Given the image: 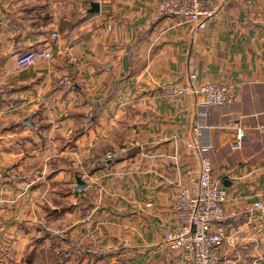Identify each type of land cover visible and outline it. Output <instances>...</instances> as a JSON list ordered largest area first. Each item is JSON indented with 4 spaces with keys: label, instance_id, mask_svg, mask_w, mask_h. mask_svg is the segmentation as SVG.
<instances>
[{
    "label": "crops",
    "instance_id": "obj_1",
    "mask_svg": "<svg viewBox=\"0 0 264 264\" xmlns=\"http://www.w3.org/2000/svg\"><path fill=\"white\" fill-rule=\"evenodd\" d=\"M92 2L0 0V264H184L164 239L199 155L227 192L220 264H264V216L246 212L264 204V0H221L202 31L154 19L158 0ZM37 48L54 58L16 66ZM189 73L235 101L163 93ZM81 170L101 190H74Z\"/></svg>",
    "mask_w": 264,
    "mask_h": 264
},
{
    "label": "built area",
    "instance_id": "obj_2",
    "mask_svg": "<svg viewBox=\"0 0 264 264\" xmlns=\"http://www.w3.org/2000/svg\"><path fill=\"white\" fill-rule=\"evenodd\" d=\"M219 1L221 0H158L152 16L154 19L175 17L193 24L194 30L202 31L208 19L215 14ZM93 2L99 5L100 0ZM58 36L57 31L51 33L52 39H57ZM54 56L55 53L50 48L29 49L17 55L16 66L18 68L32 66L38 60H51ZM70 61L74 64V61ZM195 81L196 75L189 73L186 83L169 84L163 87V93L175 98L187 93L199 96L200 106L204 111L220 110L235 101L231 85L212 82L196 86ZM59 84L70 86L71 80L68 76H63L59 79ZM91 119L92 115L88 114L86 127L91 125ZM242 132V129H236L234 148L240 147ZM105 154V159H112L115 155L112 151H106ZM211 170L210 159L199 155L196 193L190 194L185 186L179 185L173 196L172 207L177 214L178 224L166 233L164 240L169 249L179 250L182 253L184 264H220L222 246L228 238L224 224L226 214L223 209L227 192L225 187L212 180ZM79 177L86 183V188L93 191L101 190L100 186L90 181V175L86 171L81 170ZM4 202L5 200L0 198V217ZM246 212L260 219L264 216V204L253 202L246 207ZM85 251L101 253V249L94 247H88Z\"/></svg>",
    "mask_w": 264,
    "mask_h": 264
},
{
    "label": "water",
    "instance_id": "obj_3",
    "mask_svg": "<svg viewBox=\"0 0 264 264\" xmlns=\"http://www.w3.org/2000/svg\"><path fill=\"white\" fill-rule=\"evenodd\" d=\"M98 10H99V5H98V3H96V2H92V3H91V7H90V9L88 10V13H97ZM24 122H25L26 124L30 125V124H31V123H30V117L27 118V119H25ZM108 164H109V162H108ZM75 180H76V187H75L74 190H76V191H82L83 189H85V187H86V183H85V182H84L79 176L75 177ZM225 184H226V183H225Z\"/></svg>",
    "mask_w": 264,
    "mask_h": 264
}]
</instances>
